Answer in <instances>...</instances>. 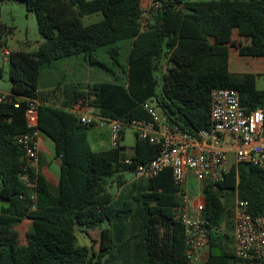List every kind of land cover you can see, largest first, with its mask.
<instances>
[{
    "label": "trees",
    "instance_id": "obj_1",
    "mask_svg": "<svg viewBox=\"0 0 264 264\" xmlns=\"http://www.w3.org/2000/svg\"><path fill=\"white\" fill-rule=\"evenodd\" d=\"M4 1L22 3L35 16L42 42L33 53L11 51L7 57L9 101L0 103V230L8 235L0 236V264H190L184 227L174 214L172 170L148 179L123 176L156 158L160 146L134 132L127 154L121 145L125 127L118 147L95 152L87 136L94 126L69 110L79 104L126 126L150 119L143 108L148 102L163 122L191 135L210 130L214 89L237 91L240 105L255 110L264 103L256 75L230 73L228 60L231 51L264 58V0H189L181 8L180 0H158L161 8L143 31L141 0ZM94 14L102 19L85 25L83 18ZM9 34L12 28L0 23V47ZM101 48L113 64H122L113 81L63 86L59 101L50 102L49 92L39 88L42 67L71 57L93 64ZM19 98L40 102L37 129L60 159L55 192L40 159L36 170L24 171L16 137L26 132L27 102ZM200 190L201 217L209 222L203 264H257L235 255L233 214L237 198L248 202L253 217L264 215V170L233 165L216 185L202 182ZM101 224L106 226L97 250L77 245L76 227L89 237Z\"/></svg>",
    "mask_w": 264,
    "mask_h": 264
},
{
    "label": "built area",
    "instance_id": "obj_2",
    "mask_svg": "<svg viewBox=\"0 0 264 264\" xmlns=\"http://www.w3.org/2000/svg\"><path fill=\"white\" fill-rule=\"evenodd\" d=\"M177 8L189 0H180ZM161 8L158 0L140 1V28L146 30L152 17ZM10 51L4 49L7 59ZM9 94L0 93V103L9 101ZM26 100L24 117L26 132L16 137L25 157L24 171L36 170L39 164L38 106L35 99ZM143 108L149 120H133L126 126L119 120H111L91 112L87 107L74 104L69 110L80 123L94 127H106L109 131L111 148L120 144L122 129L127 127L147 140L159 145V155L146 164L134 169V179H148L164 168L172 170L176 192L174 214L184 227L185 256L190 264H203L209 255L207 226L209 222L201 217L204 198L197 188V199L191 204L187 191L189 180L216 185L223 173L231 166L251 164L264 170V103L255 110L246 111L240 105L238 92L231 89H214L210 93V130L195 135L181 131L177 126L165 123L158 111L148 102ZM233 157L229 164V156ZM126 164H132L126 159ZM31 184V183H30ZM215 187V186H214ZM248 202L235 200L233 214V239L235 255L242 260L264 264V215L253 217L248 211ZM263 261V262H262Z\"/></svg>",
    "mask_w": 264,
    "mask_h": 264
},
{
    "label": "rangeland",
    "instance_id": "obj_3",
    "mask_svg": "<svg viewBox=\"0 0 264 264\" xmlns=\"http://www.w3.org/2000/svg\"><path fill=\"white\" fill-rule=\"evenodd\" d=\"M191 1L208 2L211 0ZM0 9V23L5 25L7 28H12V34L5 36L3 39L5 44L0 47V66H2L4 69L3 78L0 79V92L9 94V66L7 59L2 55V51L6 48L10 52L23 51L27 53H33L42 42V38L39 36L37 31L35 16L26 12L22 3L7 1L0 2ZM101 19V14H94L84 17L83 23L85 25H90ZM233 39H235L237 42L239 41L235 35H233ZM236 55V53L231 51V57ZM93 57L96 61L93 64L85 62L82 57H71L52 62L50 65L42 67L40 72V90L49 92L48 99L50 102H58L59 98H61L63 86H67L69 88L78 84H81V86H86L87 84L92 83L112 82L114 74L121 72V62H119L118 65L113 64L112 60L107 54L106 48L97 50ZM57 84L58 86H56ZM258 88H261V86H258ZM53 90H55V93H53ZM157 90H160V86H158ZM157 111L160 113L159 110ZM87 136L93 151L100 152L111 148L109 131L106 127H91L87 133ZM41 139L44 141V143L41 142L42 152L47 153L49 150L50 155H53L54 157V145L52 141L42 135ZM134 139V132L129 128L125 129L124 139L121 142V145L126 147L127 154L131 152V148L134 145ZM123 176L127 181L134 179L133 175L128 172L124 173ZM49 178L48 181L51 182V179ZM53 180L56 182V179ZM113 180L114 178L112 181ZM114 185L115 184L112 183L113 191L115 187ZM200 187L201 183L196 182L193 178L189 180L187 191L191 204L197 199V188L200 190ZM51 190L55 192L56 187L51 186ZM1 205L2 203H0V206ZM105 226L106 224H101L98 228L89 230V237L86 236L85 233H81L79 231V227H76L75 235L77 239V245L92 246L94 250H97L99 245L100 230ZM222 231L225 232L223 228ZM1 232L2 230H0V236L6 234H2Z\"/></svg>",
    "mask_w": 264,
    "mask_h": 264
},
{
    "label": "crops",
    "instance_id": "obj_4",
    "mask_svg": "<svg viewBox=\"0 0 264 264\" xmlns=\"http://www.w3.org/2000/svg\"><path fill=\"white\" fill-rule=\"evenodd\" d=\"M228 70L230 73L233 74H253L256 75L255 78V87L259 91H264V58L259 57H250V56H239L238 54L236 56H230L228 60ZM258 86H261V88H258ZM1 93V92H0ZM41 142L44 143V141L40 138L39 141V156H40V171L45 176L46 180L48 181V178L51 179V182L48 181L50 186L56 187L57 181H58V174H59V165H60V159L53 155H50V152L48 150L47 153L42 152L41 150ZM132 154V150L129 153V155ZM229 164H232L233 157L230 155L229 158ZM56 179V182L55 180Z\"/></svg>",
    "mask_w": 264,
    "mask_h": 264
}]
</instances>
